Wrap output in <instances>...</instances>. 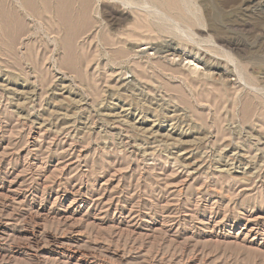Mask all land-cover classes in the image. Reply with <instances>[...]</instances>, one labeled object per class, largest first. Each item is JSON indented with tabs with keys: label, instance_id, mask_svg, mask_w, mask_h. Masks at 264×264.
Masks as SVG:
<instances>
[{
	"label": "rangeland",
	"instance_id": "rangeland-1",
	"mask_svg": "<svg viewBox=\"0 0 264 264\" xmlns=\"http://www.w3.org/2000/svg\"><path fill=\"white\" fill-rule=\"evenodd\" d=\"M226 1L196 0L231 60L0 43V264H264V0Z\"/></svg>",
	"mask_w": 264,
	"mask_h": 264
},
{
	"label": "bare ground",
	"instance_id": "bare-ground-1",
	"mask_svg": "<svg viewBox=\"0 0 264 264\" xmlns=\"http://www.w3.org/2000/svg\"><path fill=\"white\" fill-rule=\"evenodd\" d=\"M242 2L227 0L225 5L240 6ZM29 23L47 31L64 66L77 57L79 38L86 47L94 46L98 54L102 52L107 58L130 65L133 73L140 65L136 47L153 41L159 42L155 54L162 60L172 57L196 62L197 55L205 60L217 61V56L231 60L230 51L238 49L230 39L209 36L212 25H204L196 0H0L1 44L14 43ZM174 39L185 52L171 45ZM93 57L86 50L85 67L90 66ZM254 105L264 110L263 101ZM251 106L253 103H245L241 115L246 117Z\"/></svg>",
	"mask_w": 264,
	"mask_h": 264
}]
</instances>
